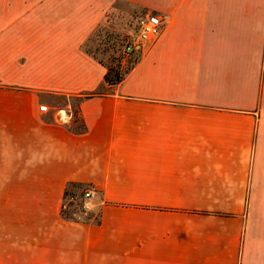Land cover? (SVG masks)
Wrapping results in <instances>:
<instances>
[{
  "label": "crops",
  "instance_id": "0c3cea01",
  "mask_svg": "<svg viewBox=\"0 0 264 264\" xmlns=\"http://www.w3.org/2000/svg\"><path fill=\"white\" fill-rule=\"evenodd\" d=\"M116 2L162 29L73 128L52 98L102 85L80 47ZM0 264H264V0H0Z\"/></svg>",
  "mask_w": 264,
  "mask_h": 264
},
{
  "label": "rangeland",
  "instance_id": "374dc122",
  "mask_svg": "<svg viewBox=\"0 0 264 264\" xmlns=\"http://www.w3.org/2000/svg\"><path fill=\"white\" fill-rule=\"evenodd\" d=\"M143 14L144 12L131 5L120 2L114 3L111 10L105 14L102 21L86 39L87 41L83 45V50H87L91 56L103 64L116 68L117 63H119L122 70L128 69L137 60V56L134 51L124 56L122 55V50L134 34L136 19ZM7 30H9L7 35L17 37L22 35L25 27L15 22ZM77 103L78 100L73 97L52 98L54 106L67 111L70 121L73 123V128L80 127L77 115ZM83 190L68 188V192L74 193L75 196L72 199L67 196L63 203L64 212H68L69 214L73 211V214H70V216L74 221L81 222L86 218L98 217V212L95 208L90 212H80L81 204L77 196ZM68 203H72V205L70 206Z\"/></svg>",
  "mask_w": 264,
  "mask_h": 264
},
{
  "label": "built area",
  "instance_id": "2783aa9c",
  "mask_svg": "<svg viewBox=\"0 0 264 264\" xmlns=\"http://www.w3.org/2000/svg\"><path fill=\"white\" fill-rule=\"evenodd\" d=\"M162 29V22L160 18L151 13H145L139 16L135 22L134 34L130 37L122 50V55H128L135 50L136 47H140L143 43L154 39ZM39 111L45 112L46 107L40 105ZM94 190L92 188H86L81 192L80 204L83 212L91 211V201L94 197Z\"/></svg>",
  "mask_w": 264,
  "mask_h": 264
},
{
  "label": "trees",
  "instance_id": "16d2710c",
  "mask_svg": "<svg viewBox=\"0 0 264 264\" xmlns=\"http://www.w3.org/2000/svg\"><path fill=\"white\" fill-rule=\"evenodd\" d=\"M84 43H82V45L80 47L81 50L85 54H87L88 56H90L93 60H95L98 64H100L101 66H103L105 68V73H104L103 78H102V85L101 86H99L97 89H95V90H93V91H91L89 93L83 94L82 96L73 97V98H76L78 101H80L82 99L91 98V97H94V96L103 95L104 94V91H105L104 90V86L111 88V87H114V86L118 85L125 78V76L128 74V72L132 68L133 64L136 62L135 61L132 64V66L129 67L128 69H126V70H122L121 67H120V65H119V63H117L116 68H113L110 65L103 64L101 61L96 60L93 56L90 55V53L87 50H85V49L83 50ZM84 187H85L84 185L79 184V183H67L66 184V186L64 188V191H63L62 205H61V209H60V215H61V217L63 219L74 221V219L70 216V214H73V211H72V213H69V214H68V212H64L63 211V209H64L63 208V206H64L63 203H64V200L66 199V197L68 196L69 198L72 199L75 196L74 193H69L68 192V188H73L75 190H82V189H85ZM80 195H81V193L78 194V196H77L78 199H80ZM68 204L70 206L72 205V203H68ZM79 208H80V205H79ZM80 212H83V211L80 209ZM87 221H88V218L83 219L81 222H87Z\"/></svg>",
  "mask_w": 264,
  "mask_h": 264
}]
</instances>
